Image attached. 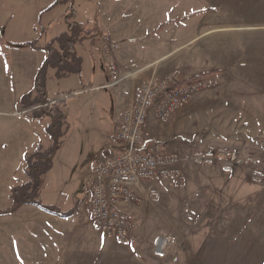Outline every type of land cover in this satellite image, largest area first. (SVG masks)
I'll return each mask as SVG.
<instances>
[{
    "label": "crops",
    "instance_id": "0c3cea01",
    "mask_svg": "<svg viewBox=\"0 0 264 264\" xmlns=\"http://www.w3.org/2000/svg\"><path fill=\"white\" fill-rule=\"evenodd\" d=\"M53 1L35 7V3L26 0H0V33L4 40V46H0V92L5 89L14 96L10 103L0 95V107H13L12 110L5 109L8 110L6 113L20 112L25 94L32 93L33 99L37 97L36 75L49 57L45 47L51 39L69 31L64 25L54 30V19L46 17L51 11L44 10ZM81 2L83 10L80 9L82 5L75 9V19L91 32L90 37L75 45L82 58V73H72L57 80L59 92H76L80 88L108 84L110 63L117 64L119 75L124 79L115 89L104 88L81 95L74 113L70 112L69 106L76 98L68 99V110L64 109L69 119L65 145L69 144L71 154H67L66 160L59 157L61 151L57 154L55 166L46 175V184L55 189L57 184L60 185L57 188L59 199L51 203L52 206L63 212L72 209L75 212L63 217L30 204L10 215L12 224L23 229L18 238H26L28 246L19 247L15 262L7 264H157L160 255H165L164 250L156 248L157 240L166 236L168 245L172 240L186 237L185 231L195 219V199H204L211 194L212 170L209 168L203 173L192 166L184 172L182 187H175L167 180H145L134 184L136 198L122 206L134 220L132 237L127 242H120L97 228L84 202L94 166L117 148L114 140L117 126L127 112L135 109L143 87L156 76L172 82L215 71L202 79L206 82L214 78L211 86L193 97L201 102L196 109L198 112L194 110L182 120L184 128L194 136L211 123L208 111L226 108L252 112L246 120L252 126V134H264V69L257 68V61H264V25L207 28L206 12L193 5L195 2L191 3V0ZM197 17H203L199 24ZM42 27L47 31L40 34ZM204 27L207 30L196 33L198 28ZM215 31H222V39H212ZM32 41L37 42L39 49L26 45ZM213 57L219 63L213 62ZM55 73L56 69L49 70V83ZM71 79L74 80L72 85L68 82ZM179 113L173 114L166 123L151 113L145 142L154 148L164 143L163 147L174 150L176 142L170 137L179 130L175 128L176 122L180 121ZM17 119L23 123L18 156L25 165L26 155L34 152L38 145L52 142L49 133L52 120L48 116L34 118L31 112ZM80 141L83 150L78 148L76 154L72 153ZM59 160L61 169H56ZM55 173L62 178H55ZM262 176L264 173L255 169L252 182L245 185L242 180L237 188L238 197L242 196L239 198L242 210L246 187L252 191V217L255 228H259L254 242L260 240L261 223L264 224ZM82 188L84 195L78 199Z\"/></svg>",
    "mask_w": 264,
    "mask_h": 264
},
{
    "label": "rangeland",
    "instance_id": "374dc122",
    "mask_svg": "<svg viewBox=\"0 0 264 264\" xmlns=\"http://www.w3.org/2000/svg\"><path fill=\"white\" fill-rule=\"evenodd\" d=\"M26 1L31 4L35 3V7H38L39 5L47 3L49 0ZM55 1L56 0L47 6V9L51 6L49 10H44V12L51 11L46 17L50 16L54 19L56 24L54 30L60 29L62 25L67 29L69 27L66 21L68 14L65 12L66 9L75 10L79 5H82L80 6V9L83 10V4L82 2L80 3V0H60V3L52 7ZM192 2H195L193 5L198 9L202 8L206 12L207 28L214 29L241 24L264 25V0H191V3ZM65 4H67V7ZM46 17L43 16V21ZM203 17H201V19L197 17V24H199ZM70 20L72 22L77 21L73 17H71ZM205 30H207L205 27L201 30L198 28L196 33L198 34L200 31L204 32ZM41 31L45 33L47 30L42 27L40 28V34H42ZM88 33L90 34L91 32ZM213 33L212 39L214 41L222 39V31H215ZM62 34L63 33L59 34L54 39H51L47 45L54 47L58 52H62L60 47L62 41L60 42L57 39ZM87 38L88 37H85L80 41ZM194 47L195 46L192 48ZM214 52L216 51L214 50ZM212 61L219 63L214 57L212 58ZM110 66H115L117 68L118 76L121 78L120 85L124 78L119 75L117 64L110 63L108 65V72ZM64 67L74 69L78 67V64L76 63V60H74L73 62L66 64ZM51 68L56 69L55 67L50 66L45 75L46 89L48 96L50 95L49 98L54 101L53 99L59 93L69 95L68 98H65L67 101L68 99L76 98L71 101L69 106L70 112L74 113L79 103L80 96L83 94H90V92L93 93L95 90L84 91L92 88L87 87L80 88L76 92H59L60 90L58 89L60 88L57 86V80L60 79V76H57V69L55 78L49 83L48 74ZM257 68L263 70L264 61L258 60ZM68 72H65L63 77H68L70 75L67 74ZM213 73H215V71H211L206 76H211ZM206 76L195 78L191 81L186 79L172 82L156 76L143 87L140 94L141 97L145 90H153L156 94L153 107L148 109L145 114L146 124L143 128L142 142L146 147L164 157L173 155L177 157L175 166L181 171V178L183 180L182 186L185 184L184 172L188 169H192V166H195V169L201 170L203 173L210 168L213 174L211 181L214 183L211 194L204 199L202 197H200L201 199H195V202L193 203L195 219L193 222H190L189 228L186 229V237L172 240V243L168 245L166 243V248L162 249L164 250L165 255H160L161 257H159L157 264H264V224L261 223L260 240L257 239V242H254V235H258L259 228H255L256 226L254 225L252 217V191L248 190L247 187L244 191L246 201L243 210L240 208L239 204V198L242 196L238 197L239 192L237 191L238 184L239 182H242V180L245 182V185L252 182V176L255 169H260L264 173V134L261 133L257 136L252 134V126L251 124L248 125L246 121L247 118L252 115V112L238 111L232 108H226L220 111H208V119H210L211 123L202 127L195 136L193 132H188L186 130L187 128H184L182 120H184L183 118L190 112L194 113L197 111L196 109L201 104V102H197L193 97L196 94L203 92L202 90H207V88L211 86V83L214 82V78L206 82L202 80ZM68 82L71 85L74 84L73 79ZM0 93H2L0 94L1 97H5L6 102L11 103L13 101L14 96L9 94L8 90L3 89ZM139 101L135 108L140 106L142 100ZM52 105L53 106L51 107L54 108L57 104ZM66 106L61 107V110L64 113V109L67 108ZM7 108H11L12 110L13 107L10 105L0 107V210L11 208L13 206V199L11 196L13 189L18 186L22 187L30 181V178L26 174V163L24 165L18 156L23 123H21L17 117L26 116L27 113H23L20 109V112H16L15 115H12L6 113L8 112V110H5ZM1 110L4 111L1 112ZM178 112H180L178 116L180 121L176 122L175 120L174 122L177 124V126L175 125V128L178 127L179 130L174 131V134L170 137V140L176 142V148H174V150H171L169 147L165 148L166 146L163 147V145H165L164 143H162V145L157 144L161 146L154 148V146L145 142L147 140L146 127L151 113L155 114L159 121L166 123L171 119L173 114ZM68 120L69 119H67L66 115V123L61 130V136L58 138L60 147L52 157V166H55L54 158H56L60 151L61 153L59 154V157L62 160H66L67 154H71V151L68 150L69 144L65 145L67 140L65 135L69 126ZM51 130L52 129L49 131ZM196 137H198V139H195ZM81 144V141L78 142L76 150L72 153L76 154L78 148L83 150V148H80ZM53 146L54 138H52V142L49 144L43 143L42 145H38L34 152L38 149H41V151H48L52 149ZM206 151L214 152V157L211 163L204 162V160L201 159L202 162L197 158L196 153H205ZM35 160L36 159H34V161ZM195 163L197 165H193ZM60 166L61 164L59 160L56 169H61ZM46 175L47 174L42 176L43 183L40 187L39 200L44 204L52 205L51 203H55L56 199H59L60 190L57 188L60 185L57 184L56 189L55 186L52 187L51 185H47ZM54 177H57V179L62 178L60 175L57 176V173H55ZM92 178L93 174L91 179ZM91 179L89 180V183ZM262 179H264V176H262ZM83 195L84 189L82 188L78 193V199H82ZM247 197H250V199L248 200ZM133 200H129L128 202ZM85 201L86 197L84 202ZM30 204L33 205L32 203H26L24 205ZM24 205H22L16 212H18ZM87 209L89 211L88 206ZM16 212L0 215V264L14 263L15 252L19 250V247L27 248L28 246V240L26 238H24V240L27 242L18 238V233H23V229H20L16 223L15 225L12 224L14 221L11 219L10 215ZM89 214L91 216L90 212ZM133 221L134 220L132 219V222ZM132 232L128 240L131 239ZM109 237L118 240L114 236ZM163 238L165 239L167 237L164 236Z\"/></svg>",
    "mask_w": 264,
    "mask_h": 264
},
{
    "label": "built area",
    "instance_id": "2783aa9c",
    "mask_svg": "<svg viewBox=\"0 0 264 264\" xmlns=\"http://www.w3.org/2000/svg\"><path fill=\"white\" fill-rule=\"evenodd\" d=\"M109 73L111 81L108 84L84 91L118 87L121 78L118 76L117 68L110 66ZM155 95L153 90H145L140 97L142 101L139 99L140 106L125 114L114 136L117 148L95 164L93 178L86 188L85 202L97 228L108 236H114L124 242L129 239L134 224L121 206L135 199L133 185L143 180H168L175 187H181L183 183L181 171L175 166L177 157L159 155L142 142L143 128L146 124L145 114L153 107ZM68 96L65 95V98ZM52 104L57 102L53 101ZM43 106L46 104H40L36 108ZM196 155L198 160L203 159L204 162L211 163L214 152H199ZM167 241V238H159L156 247L164 249Z\"/></svg>",
    "mask_w": 264,
    "mask_h": 264
},
{
    "label": "trees",
    "instance_id": "16d2710c",
    "mask_svg": "<svg viewBox=\"0 0 264 264\" xmlns=\"http://www.w3.org/2000/svg\"><path fill=\"white\" fill-rule=\"evenodd\" d=\"M58 3H60V0H56L52 7ZM50 8L51 6L47 10ZM67 13L66 21L69 27V32L63 33L61 36H59V38H57L60 42L62 41L60 44L62 52H58L54 47H50L49 45L45 47V49L49 52V57L40 67L36 75L35 90L37 92V97L33 99L32 93L25 94L21 99L20 106L21 111L31 112L34 118H43L47 116L50 118L52 117V124L49 127V130H52L49 131V133L52 138H54V146L48 151H41V149H38L32 154L26 155V174L30 178V181L22 187L18 186L13 189L11 195L13 199V206L6 210H0V215L16 212L22 205L26 203L38 205L49 212L63 217H69L75 212V209H72L68 212H63L58 207L44 204L39 200L40 187L43 183L42 176L47 174L52 168V157L60 147L58 138L61 136V130L66 123V114L61 110V107L66 106L67 103V99L64 97L66 94L59 93L53 99L57 102V105L54 108L51 107L53 101L48 97L45 75L50 66L57 69V76H60V78L63 77V74L68 71L69 72L67 74L76 73L80 75L82 73V58L76 52L75 44L81 39L91 36V33H88L89 30L86 29L81 23L77 21L72 22L70 20L71 17L74 19L76 18L74 9H68ZM36 44V41H32L28 42L26 45L34 49H39ZM0 46H4V40L1 33ZM74 60H76L78 67L74 69H68L67 67H64L66 64H69ZM208 73L210 72L201 73L188 79V81L206 76ZM40 104H46V106L36 108ZM34 159L36 160L34 161Z\"/></svg>",
    "mask_w": 264,
    "mask_h": 264
}]
</instances>
